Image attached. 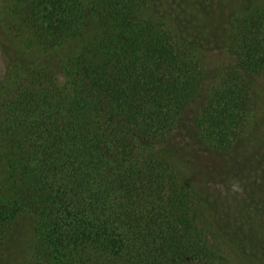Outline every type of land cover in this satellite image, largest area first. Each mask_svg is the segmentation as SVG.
Instances as JSON below:
<instances>
[{
    "label": "trees",
    "instance_id": "obj_1",
    "mask_svg": "<svg viewBox=\"0 0 264 264\" xmlns=\"http://www.w3.org/2000/svg\"><path fill=\"white\" fill-rule=\"evenodd\" d=\"M144 4L17 1L15 15L45 53L54 55L68 39L83 45L62 60L31 65L33 72L0 98L7 172L0 255L19 223L34 218L29 264H240L202 220L200 205L211 203L220 216L235 214L229 224L235 244L258 258L248 248L264 242V223L254 219L264 212L252 215L234 199L214 203L207 189L219 183L244 189L241 171L251 161L240 157L233 165L222 155L239 143L255 106L264 14L237 21L231 61L203 97L201 67L186 39L180 43L165 25L146 22ZM196 104L194 126L185 125ZM180 129L190 142L177 149L192 157L180 164L187 172L158 152ZM203 156L209 161L198 160Z\"/></svg>",
    "mask_w": 264,
    "mask_h": 264
},
{
    "label": "rangeland",
    "instance_id": "obj_2",
    "mask_svg": "<svg viewBox=\"0 0 264 264\" xmlns=\"http://www.w3.org/2000/svg\"><path fill=\"white\" fill-rule=\"evenodd\" d=\"M17 1L0 0V98L7 95L15 82L25 79L33 72L31 65L43 67L51 61L53 56L62 60L69 55V52L80 51L83 45L80 39H68L61 42L54 55L45 53L44 51L47 50L43 46L36 45V40L27 32L26 25L15 15ZM83 2L89 7L93 0H83ZM144 3L140 12L146 22L165 25L175 34L176 40L178 38L180 43L182 37L186 39L184 46L197 59L201 67L203 97H206L209 91L219 83L223 68L231 61L228 47L236 38L237 21L251 14H264V0H144ZM8 63L15 65L11 64L10 69L7 68ZM252 89L255 106L249 118L248 128L240 135L237 146L233 144L232 149L226 155H222L227 158L224 163L231 162L233 165L239 162L240 157L244 161H251L249 168L241 171L244 183L240 184L243 185L245 192L233 186L231 187L233 189L226 190L222 183L209 184L207 191L214 203L216 201L223 204L229 203L233 201L232 199L241 203L244 201L243 204L250 206L249 209L253 215L255 212H264V74L252 80ZM198 110L197 104L190 108L185 125L193 124L194 126L193 119ZM253 132L255 133L252 134ZM185 143L190 144L184 137L183 129L182 131L180 129L158 148V152L176 168L177 160L180 167L181 165L185 167L188 160H192L191 155L177 152L179 147H188ZM203 157H199L198 160L202 163L209 161L205 159L206 156ZM213 162L211 161V165L221 164L217 160ZM4 167V163L0 160V187L7 177ZM197 168L202 175L206 174L202 167L196 166ZM181 171L187 172L182 167ZM246 194L249 197H246ZM200 209L203 213L202 220L208 222L211 236L229 246V253L238 260V263L264 264L263 241L255 242L254 249L248 248L252 252L255 251L258 258L246 256L242 253L240 245L235 244L238 243L239 238L229 228V224L232 223L230 218L235 214L220 216L214 212L215 208L211 203L205 206L200 205ZM222 211L227 213L225 208ZM254 219L264 223V213L255 215ZM34 221V218L23 220L9 234V241L1 251L0 264H29V247L34 235ZM261 238V234H257V239L261 240Z\"/></svg>",
    "mask_w": 264,
    "mask_h": 264
}]
</instances>
